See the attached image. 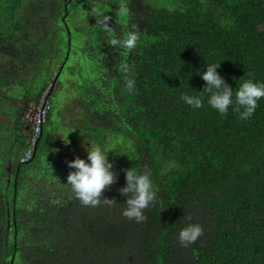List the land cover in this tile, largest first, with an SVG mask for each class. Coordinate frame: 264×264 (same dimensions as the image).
<instances>
[{
	"label": "trees",
	"instance_id": "trees-1",
	"mask_svg": "<svg viewBox=\"0 0 264 264\" xmlns=\"http://www.w3.org/2000/svg\"><path fill=\"white\" fill-rule=\"evenodd\" d=\"M130 32L134 49L112 45ZM219 62L234 91L264 82V0H0V264H264V98L247 121L180 99ZM38 65L44 83L19 79ZM52 80L61 88L44 93ZM43 94L50 107L19 162L22 116ZM89 141L115 149L103 196L116 203L84 206L64 184ZM128 168L156 193L142 223L122 215ZM188 216L204 234L183 247Z\"/></svg>",
	"mask_w": 264,
	"mask_h": 264
},
{
	"label": "clouds",
	"instance_id": "clouds-1",
	"mask_svg": "<svg viewBox=\"0 0 264 264\" xmlns=\"http://www.w3.org/2000/svg\"><path fill=\"white\" fill-rule=\"evenodd\" d=\"M136 32H130L123 39H113V46H119L126 50H132L136 47L139 40ZM219 63L208 64L206 71L196 70L205 81L203 90L197 91V94L182 93L180 99L184 104L193 108L200 109L204 107L205 101L208 106L216 110L221 116L228 114L230 107L237 112L242 121L252 118L258 102L264 98V82L256 81L254 78L245 80L234 89L217 70ZM251 76V73L249 74ZM191 76V73L189 77ZM189 85V84H188ZM129 91L135 89V79L130 78L126 81ZM190 86V85H189ZM191 87V86H190ZM192 88V87H191ZM193 89V88H192ZM65 144L70 143L64 139ZM90 147L87 148V159L77 156L68 162L69 168L74 169L67 176V184L84 206L96 207L103 203H116L114 199L103 196L106 189L116 181L118 173L115 172L114 162L108 158L110 150L101 145H93L90 141ZM126 186L119 189L120 193L126 197L122 215L129 220H135L137 223L144 222L147 217L144 210L155 202L156 193L153 190V182L148 174H137L134 169L125 170ZM187 226L179 231V243L183 247H188L197 242L204 234V229L200 224L192 223V218L188 216Z\"/></svg>",
	"mask_w": 264,
	"mask_h": 264
},
{
	"label": "built area",
	"instance_id": "built-area-1",
	"mask_svg": "<svg viewBox=\"0 0 264 264\" xmlns=\"http://www.w3.org/2000/svg\"><path fill=\"white\" fill-rule=\"evenodd\" d=\"M49 107L50 104L43 94L39 99V102L37 104L31 102L23 114L22 120L27 124L30 130V135L27 140L28 147L23 151L19 158V162H23L31 158L33 149L36 146L37 139L41 131L42 123L44 122Z\"/></svg>",
	"mask_w": 264,
	"mask_h": 264
},
{
	"label": "rangeland",
	"instance_id": "rangeland-1",
	"mask_svg": "<svg viewBox=\"0 0 264 264\" xmlns=\"http://www.w3.org/2000/svg\"><path fill=\"white\" fill-rule=\"evenodd\" d=\"M151 3H152V0H149ZM158 1H160V0H158ZM165 6L166 7H170V5L169 4H165ZM46 28H47V25L44 27V29L46 30ZM42 33H44V30H42L41 32H40V34H42ZM34 36V35H33ZM53 40H50V42H52ZM58 45V47H62V45L61 44H57ZM74 46H75V49H74V51H75V54L73 55V57H71V58H73V63H75V60H81L82 61V63H83V65L85 64V55H83L81 52H78V49H77V45H75L74 44ZM49 49H51L50 47H49ZM60 56V55H59ZM59 56H57V57H59ZM56 57V58H57ZM55 58V59H56ZM67 63V66H71V65H74L73 63H71L70 62V60L69 61H67L66 62ZM76 63H77V61H76ZM6 65H9V63H7L6 62ZM21 67H22V65L19 67L20 69L19 70H22L21 69ZM38 67H39V70H38V73L35 75L34 74V72H27L26 74H25V76H24V78H19L20 80H22V82H24L25 84H42V83H44V81L46 80V78H45V76H43L44 74H45V70H43V68L42 67H40V65H38ZM56 67H57V65H56ZM66 68V67H65ZM1 70H2V72L4 73V74H6L5 72H7V71H4V70H7V68L5 69V67H1ZM71 70H73V68H71L70 69V71ZM8 71H12V69L11 70H8ZM77 72V71H76ZM11 73V72H10ZM82 75H84L85 76V74H83V72H82ZM70 78H72L71 77V74H68V79H70ZM16 79L18 80V77H16ZM73 80V79H72ZM25 86H27V85H25ZM48 86V87H47ZM46 87H47V89L45 90V92L44 93H46V92H50V90H51V92H54L56 89L57 90H59V88H61V85H60V83L59 82H57L56 80H52V81H50L49 83H48V85H47ZM70 86H71V83H70ZM32 87V86H31ZM69 87H67V86H65L64 87V93H65V97L67 96V94H69L70 92H73L71 89H68ZM27 90H33V89H30L29 87H23L21 90L20 89H17V91H19L20 92V94L21 93H23L24 91H27ZM50 98H52V96L50 97ZM71 101H72V99H70V98H67V100H66V103L68 104V102H70L71 103ZM14 104L15 103H18V100H14V101H12ZM10 162H8V164H9Z\"/></svg>",
	"mask_w": 264,
	"mask_h": 264
}]
</instances>
